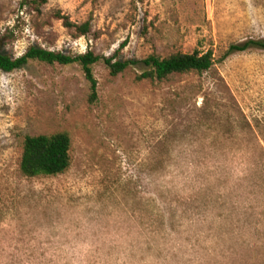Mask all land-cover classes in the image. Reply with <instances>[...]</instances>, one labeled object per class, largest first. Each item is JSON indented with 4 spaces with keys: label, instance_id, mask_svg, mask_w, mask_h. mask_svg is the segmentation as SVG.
<instances>
[{
    "label": "rangeland",
    "instance_id": "rangeland-1",
    "mask_svg": "<svg viewBox=\"0 0 264 264\" xmlns=\"http://www.w3.org/2000/svg\"><path fill=\"white\" fill-rule=\"evenodd\" d=\"M250 39H264V0H0V48L13 57L32 45L114 61L214 56L209 70L164 81L138 80L142 63L112 76L101 60L96 98L77 63L0 69V264H264V181L253 169L264 162V50L228 54ZM63 131L69 169L24 176L26 135ZM159 153H226L229 176L189 184L151 165Z\"/></svg>",
    "mask_w": 264,
    "mask_h": 264
},
{
    "label": "trees",
    "instance_id": "trees-1",
    "mask_svg": "<svg viewBox=\"0 0 264 264\" xmlns=\"http://www.w3.org/2000/svg\"><path fill=\"white\" fill-rule=\"evenodd\" d=\"M25 3L28 0H24ZM49 0H31L37 8L46 4ZM58 16L64 20L65 26L75 31L79 35H86L91 30V22L87 21L83 24H77L70 21L68 16ZM252 48L264 50V39H250L243 43L233 44L228 50V54L235 52H243ZM38 60L49 64L60 63L64 65L80 64L85 72L87 80L91 84L92 98L97 96V80L94 76L93 66L101 60L108 66L110 74L116 76L124 72L131 65L142 63L146 69L140 74L137 79L164 81L171 75L176 73L190 72H205L214 65V56L212 50L204 53L195 50L192 53L177 52L167 57L150 55L146 59L139 60H116L106 58L95 54L93 51H87L82 54H67L45 49L38 45L30 46L26 52L20 57H13L5 53L0 48V69L6 72H12L16 69L26 66L30 61ZM247 128L250 126L247 124ZM71 137L68 132H57L53 134L26 135L24 140L23 153L20 160V171L26 177L38 176H55L66 172L71 165ZM160 154V155H159ZM156 158L150 161L152 166H157V169H163L166 176L172 173L174 179L184 178L186 183L199 184L201 177L208 182L211 180L222 182L227 174V168L223 167V160L226 153H159ZM262 160L264 153H260ZM254 158V157H253ZM264 161V160H263ZM254 171H258L257 175L260 181H264V162L253 159ZM227 164V163H226ZM177 168L171 171L173 166ZM209 169L210 177L206 178L203 175V169ZM174 172V173H173ZM233 175V174H232ZM235 175V174H234ZM237 175V174H236ZM184 176V177H182ZM259 181V183H260ZM258 183V184H259ZM213 186H199L198 196L207 197L210 195V190L207 188ZM163 193L171 191L169 185H161ZM174 189V188H173ZM196 191V190H195ZM148 209L153 217H160L163 214L158 200L153 195L148 198Z\"/></svg>",
    "mask_w": 264,
    "mask_h": 264
}]
</instances>
